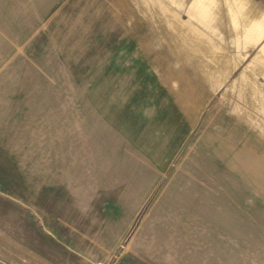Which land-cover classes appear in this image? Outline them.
I'll use <instances>...</instances> for the list:
<instances>
[{
	"label": "rangeland",
	"instance_id": "obj_1",
	"mask_svg": "<svg viewBox=\"0 0 264 264\" xmlns=\"http://www.w3.org/2000/svg\"><path fill=\"white\" fill-rule=\"evenodd\" d=\"M261 22L264 0H0V119L16 140L0 144V264H27L8 222L40 215L13 196L25 152L68 174L91 119L163 173L98 262L125 248L144 264H264Z\"/></svg>",
	"mask_w": 264,
	"mask_h": 264
},
{
	"label": "crops",
	"instance_id": "obj_2",
	"mask_svg": "<svg viewBox=\"0 0 264 264\" xmlns=\"http://www.w3.org/2000/svg\"><path fill=\"white\" fill-rule=\"evenodd\" d=\"M200 12L194 16L207 13ZM193 19L199 23L206 20ZM247 72L242 79L250 83L251 75ZM7 107L8 104L0 103V117ZM76 122L77 135L72 130L71 141L83 142V152L89 156L81 157L82 160L77 157V166H71L68 174L56 170L57 166L49 167L47 155L33 158L25 152L24 165L33 169L25 173L23 196H13L24 208L40 209V215L33 216L32 211L26 216L22 213L8 224L16 237L11 243L27 264H103L98 262V254L103 250L104 254L110 253L119 245L163 176L156 164L131 157L110 121ZM9 124L8 119H0V144H8L11 153L10 145L16 140L10 134ZM1 158L5 159L0 154ZM37 158L38 162H33ZM37 191H40L38 199L34 196ZM17 199L11 200L12 209L17 207ZM111 264L144 263L139 255L123 248Z\"/></svg>",
	"mask_w": 264,
	"mask_h": 264
},
{
	"label": "bare ground",
	"instance_id": "obj_3",
	"mask_svg": "<svg viewBox=\"0 0 264 264\" xmlns=\"http://www.w3.org/2000/svg\"><path fill=\"white\" fill-rule=\"evenodd\" d=\"M230 6H231V4L228 7H230ZM243 16L246 18L247 21H250L251 20L250 18H255V20H256V18H258V15H254V14L252 15L251 10L248 8L243 13Z\"/></svg>",
	"mask_w": 264,
	"mask_h": 264
}]
</instances>
